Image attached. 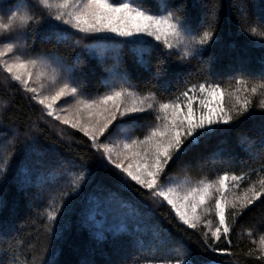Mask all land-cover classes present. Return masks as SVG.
<instances>
[{"label":"snow or ice","instance_id":"obj_1","mask_svg":"<svg viewBox=\"0 0 264 264\" xmlns=\"http://www.w3.org/2000/svg\"><path fill=\"white\" fill-rule=\"evenodd\" d=\"M7 2L10 7L4 9V0H0V13H10L7 15L8 23H0V30H9L8 36L2 38L5 42L0 47V68L7 73L9 86L17 92L22 91L23 98L33 108L39 107V120L51 117L82 133L87 138V151L92 153L89 158L74 157L69 160L60 155L62 143L41 142L43 132L33 131L40 127L38 121H8L10 139L15 142L14 153L17 148L22 152L23 174L17 175V183L21 187L30 185L34 178L49 170L66 172L68 167L83 169L72 182L71 191L64 194L59 211L48 212V220L59 222L72 210L74 201L83 199L86 211L82 210L80 214L81 227L102 240L106 238L105 233H112L115 237L124 228L123 224L117 229L105 227L97 220L113 202L119 201L122 207H130L134 201L138 213L150 209L153 204L163 206L166 203L187 230L198 232L202 226L204 231L199 236L198 249H193L153 221V230L169 254L176 248H183L188 255V259L161 256L156 264H226L222 258L233 255L231 233L234 224L264 201V180L252 182L241 191L244 173L237 175L235 171L227 170L234 169L237 159V154L229 147L217 149L212 154L221 157L226 169L214 180L201 179L189 183L187 180L176 182L167 177L169 169L191 149L213 136H225L242 119L253 114L252 97L258 93V87L256 83L251 88L247 86L244 76L250 70L244 64L229 68L233 74H239L231 92H226L219 83L205 79L198 84H187L174 98H164V93H168L174 83H179L182 70L191 68L192 60L198 59L204 63L203 53L211 47L209 42H216L220 23L216 6L202 0L200 7L203 17L197 23L191 17L192 0H180L179 3L177 0H165V6L171 10L163 15L153 14L152 9L144 6L143 0L139 3L132 0H59L55 12L40 13L31 30H23V42L18 39L19 30H15L13 42L14 23L19 21L21 25H30L33 17L12 10L13 0ZM238 10L243 12V8ZM78 34H101L100 38L112 40L117 46L130 47L138 53L139 63L150 74L143 87L154 91L148 95L130 91L142 85H133L125 71L128 87H113L104 94L91 96L87 94V87L82 83L76 66L65 68L67 61L62 57L53 59L51 54L46 59L43 50L36 47L37 37L44 42L55 40L59 44L69 35ZM260 35L264 36V32ZM186 36H190V39L180 61L165 66V61L158 59L156 72L153 73L151 58L154 52H159L160 44L157 42L162 41L163 47L171 50L178 47ZM172 41L177 44L174 45ZM159 55L166 57L174 53L159 52ZM52 63L57 64L63 80L50 77L48 69ZM261 63L264 65V60ZM213 71L205 68L200 74L203 76L205 72ZM259 76L264 78V67ZM48 80H51V85H47ZM259 88L264 89V79ZM65 100L72 101L63 110L70 116L61 115L54 108L56 102L63 103ZM8 107L11 108V103ZM259 107L264 109V103ZM134 132L144 134L142 137L134 136ZM246 140V137H242L240 143L244 144ZM221 143L226 144V141ZM248 143L250 146L246 151L249 159L264 162V127L257 144L252 146L251 142ZM241 163L244 161L241 160ZM192 165V161H185L180 167L191 168ZM261 168L264 170V164H261ZM97 172L103 173L105 182L97 183L89 194V185ZM6 179V176L0 179V190ZM43 182L44 178L41 177ZM125 193L128 200L123 199ZM205 214L213 215L214 219H205ZM258 227L264 228V220ZM50 231L53 241L62 235L57 227H52ZM5 239L14 241L13 237L7 236L5 229L0 228V242ZM126 242L133 244V237L128 236ZM259 243L257 260L264 264V235ZM45 264H56L51 250ZM82 264L89 262L83 261Z\"/></svg>","mask_w":264,"mask_h":264},{"label":"trees","instance_id":"obj_2","mask_svg":"<svg viewBox=\"0 0 264 264\" xmlns=\"http://www.w3.org/2000/svg\"><path fill=\"white\" fill-rule=\"evenodd\" d=\"M132 2L139 3L140 0H132ZM179 2L180 0H177V3ZM201 2L202 0H192L191 17L197 23L203 17ZM208 3L216 6V15L220 22L216 42H209L211 47L203 53L204 63L198 59L192 60V67L182 70L179 83H174L169 92L164 93V98H174L187 84H198L205 79L211 83H219L222 89L231 92L239 74H233L229 68L239 64L249 68L250 71L245 74L244 79L249 88L256 83L258 93L252 97L251 116L242 119V122L231 128L225 136H213L191 149L169 169L167 177L176 182L187 180L189 183L201 179L214 180L226 169L221 163V157L212 154L217 149L229 147L237 154V159L234 169L227 170L235 171L237 175L244 173V180L240 183L242 191L252 182L258 183L264 180V170L261 168L264 162L258 160L253 162L246 151L250 146L248 142H251L252 146L257 144L261 129L264 127V109L259 107L264 103V89L259 88L260 82L264 79L259 76L261 68L264 67L261 63L264 60V36L260 35L264 32V0H208ZM143 4L152 9L153 14L163 15L171 10L165 6V0H143ZM2 6L4 9L10 7L7 0H4ZM11 7L12 10L32 14L33 20L30 25L22 27L19 31V37L23 42V30L27 28L30 31L41 13V0H13ZM37 8L39 11H35ZM239 8H243V12L239 11ZM8 14L10 13L5 11L0 15L7 17ZM176 15L179 16L180 13L177 12ZM96 36L69 35L59 44L55 40L44 42L37 37L36 47L43 50L45 57H49V54L56 60L62 57L67 61L65 68L76 66L82 83L87 87V94L91 96L104 94L113 87H128V83L125 82V71L133 85H142L139 88L133 87L130 91L139 95H148L154 91L152 88L143 87L144 81L150 78V74L139 63L138 53L130 47L117 46L114 41L108 42L113 43L109 45L110 48L103 46L100 51L98 44L103 41L97 40ZM1 37L6 36L0 33ZM106 49H109L108 52L105 51ZM169 51L174 55L166 57L159 55V52ZM183 51L175 47L169 50L160 44L159 52H154L151 58L152 72H156L158 59L164 60L165 66H168L179 62ZM185 62H187L186 58ZM205 68L214 71L205 72L202 76L201 70ZM9 85L7 74L0 68V124L4 125L0 126V179L7 177L3 189L0 190V201H2L0 228L6 230L7 236L14 238V241L5 239L0 242V264H45L49 250L55 255L56 264H82L83 261L89 264H149L151 261V264H156L157 259L168 255L188 259L187 252L183 248H176L171 254L167 252L160 243V237L153 230V221L164 226L177 240L184 241L193 249H198L203 227L201 226L198 232L187 230L166 203L163 206L153 204L150 209L138 213L134 201L130 207H122L119 201L113 202L111 207L105 208V212L97 217V220L105 227L117 229L123 224L124 228L115 237L112 233H105L106 238L102 240L90 235L86 228L81 227L80 214L82 210L86 211L83 199L74 201L72 210L59 222L48 220V212L59 211L64 194L71 191L72 182L84 170L71 167H68L66 172L49 170L42 172L40 177L34 178L32 184L21 187L16 177L18 174H23L22 152L17 148L14 153L15 142L10 139L11 130L7 126L8 121L17 123L26 120L32 123L38 121L40 127L34 128L33 131L43 132L41 142L62 143L60 155L69 160L74 157L89 158L92 153L87 151V138L82 133L51 117L39 120V107L33 108L23 98L22 91L17 92ZM157 97L159 98V94ZM225 104H228L227 96ZM143 134L133 133L134 136L141 137ZM242 137L247 138L244 144L240 143ZM221 141H226V144H222ZM241 160L244 161L243 164ZM185 161H192V167L182 169L180 165ZM41 177L44 178L43 184ZM104 182L103 173L97 172L89 185V194L97 183ZM123 199H129L126 193ZM148 217H151V220H148ZM205 219L212 220L214 216L205 214ZM262 220H264V201L235 222L234 231L231 233L233 255L222 258L226 264H261L257 256L259 241L264 235V228L258 227ZM52 227H57L58 232L62 231V235L54 241L50 231ZM128 236L133 237L131 245L126 242ZM220 243L223 246V241ZM249 252L251 255L246 256L245 254Z\"/></svg>","mask_w":264,"mask_h":264},{"label":"rangeland","instance_id":"obj_3","mask_svg":"<svg viewBox=\"0 0 264 264\" xmlns=\"http://www.w3.org/2000/svg\"><path fill=\"white\" fill-rule=\"evenodd\" d=\"M59 0H41V7H40V11L41 13H44V14H48V13H51V12H55L57 9H56V5L58 4ZM20 13L24 14V12L22 11H19ZM2 14V13H0ZM32 15V14H30ZM0 23H8V20H7V17L5 15H0ZM26 25H21L19 23V21H16L13 25V33H14V40L13 42H15V36H16V32L15 30H21L22 27H25ZM8 32L9 30H0V33L3 35V36H8ZM83 35H86V34H83ZM97 35L96 37L98 38L97 40H100L102 39L103 42L99 43L98 45L100 46V51H102V47L105 46L106 48H110L109 45L113 44V43H108L112 40H107V39H103V38H100L101 34H95ZM2 38V37H1ZM0 38V47L3 46V43L5 42L4 40H2ZM18 39L22 42V40L20 39V37L18 36ZM190 39V36H186L184 38V40L179 44L178 47H175L176 49H182V50H185V48L187 47V43H188V40ZM3 42H2V41ZM159 44H163L162 41L161 42H157ZM172 43L174 45L177 44L176 41H172ZM109 50V49H108ZM108 50L106 49L105 51L108 52ZM112 50V49H110ZM45 57V56H44ZM46 59L49 58V57H45ZM54 59V58H53ZM1 70L3 71V69L1 68ZM4 72V71H3ZM48 72H49V75L50 77L51 76H55L57 77L58 79L60 80H63V75L60 71L57 70V64L56 63H52L51 66L49 67L48 69ZM7 74V73H6ZM47 85H51V80H48L47 81ZM46 85V86H47ZM35 86H38V85H35ZM72 101L70 100H65L63 103L61 102H56V104L54 105V108L60 112L61 115H65V116H70L71 114L68 113V112H65L63 111L68 104H71ZM152 119L154 120V117H152Z\"/></svg>","mask_w":264,"mask_h":264}]
</instances>
